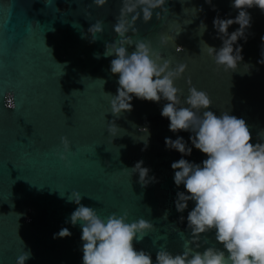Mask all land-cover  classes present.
I'll list each match as a JSON object with an SVG mask.
<instances>
[{"label":"water","instance_id":"95a60500","mask_svg":"<svg viewBox=\"0 0 264 264\" xmlns=\"http://www.w3.org/2000/svg\"><path fill=\"white\" fill-rule=\"evenodd\" d=\"M213 3L216 11L204 0H167L168 11L157 19L155 12L160 10H155L148 24L138 21L139 34L132 39L150 42L172 68L187 65L174 82L182 90V101L190 86L204 90L213 101L211 111L218 116L229 111L244 119L253 142H264V65L257 63L264 13L248 9L252 26L247 43L239 41L243 62L235 71L224 72L207 55L203 41L219 49L222 41L215 38L213 18L218 13L234 18L238 13L231 0ZM120 7V0H108L104 7H95L92 0H0V264H16L27 250L32 258L26 264H82L81 225L70 223L77 207L67 201L72 191L79 192L81 203L102 218L127 213L129 223L140 218L150 221L153 230L134 246L150 253L153 264L161 248L173 255L186 247L193 252L222 248L214 232L189 243L186 217L194 202L189 201L184 213L174 205L177 191L185 189L175 186L171 163L182 157L167 150L164 141L180 136L191 147L193 133L169 131V120L161 116L163 99L155 103L134 97L133 110L119 119L110 112L108 94H116L118 75L110 72L115 57L105 58L103 53L106 44L119 39L113 24ZM97 20L104 22V31L92 42L88 29ZM202 21L207 30L201 35ZM238 27L231 26L229 32ZM176 47L184 51L178 53ZM132 51L134 45L128 47ZM9 92L14 110L5 107ZM112 121L119 128L115 137L107 131ZM144 127L151 133L146 150H142ZM62 136L71 144V151L64 153L67 161L57 154L63 153ZM183 158L199 164L207 157L193 148L191 156ZM140 160L158 182L142 187L138 173L125 170ZM63 227L71 237L53 239Z\"/></svg>","mask_w":264,"mask_h":264},{"label":"clouds","instance_id":"9594fccd","mask_svg":"<svg viewBox=\"0 0 264 264\" xmlns=\"http://www.w3.org/2000/svg\"><path fill=\"white\" fill-rule=\"evenodd\" d=\"M213 11L216 6L213 0H204ZM108 0H92L95 7H104ZM167 0H120L121 7L113 24L114 43L106 44L103 56H114L110 62V72L118 75V88L110 101V112L119 119L125 112L133 110V98L159 103L166 101L161 116L169 120V131L191 132V147L183 137L175 140L165 138V148L181 154L179 160L171 163L174 171V184L177 188L183 185L185 191H177L174 205L178 213L188 209L189 201L194 207L187 212V228L191 240L200 241L202 235L214 232L215 241L222 248L207 247L203 251L193 252L190 247L182 254L173 255L165 248L157 251L155 264H264V142H253L249 125L242 118L222 111L218 116L211 107L213 104L209 94L190 86L187 97L182 101V90L174 82L180 79L187 70L184 63L171 67V61L154 51L150 42L133 41L139 34L136 27L141 21L148 24L155 10L159 19ZM231 7L237 11L234 18H221L219 13L213 18L212 26L217 39L222 41L217 49L203 41L207 55L212 57L217 69L233 72L243 62V40L247 43V31L252 26V16L248 9L258 8L264 13V0H231ZM202 11L203 9H196ZM130 17V19H129ZM238 25L231 33L229 28ZM199 29L201 35L207 30L202 21ZM104 31V22L97 20L90 26L92 42L97 34ZM167 39L162 37L161 43ZM262 51L258 64L264 65V36L261 37ZM134 45V51L128 47ZM176 51H184L176 47ZM99 59L100 54H94ZM248 65V64H245ZM188 83L191 85V81ZM5 107L16 108L11 92L4 96ZM198 113H202L198 115ZM145 134L144 149L148 146L151 133L147 127L141 128ZM140 129V130H141ZM119 130L115 121L108 124L107 131L111 137ZM63 153L57 152L61 160L67 161L64 153L71 151L67 137L60 138ZM193 148L199 150L207 158L201 163L190 162L183 157L191 156ZM138 173V182L142 187L158 182L150 176V169L144 166L143 160L137 161L132 168H125ZM64 194H61L63 198ZM82 196L72 191L67 201L77 207L70 215V223L81 225L82 264H153L152 255L144 250H137L134 241L143 238L153 230L154 225L144 218L127 222V213H112L106 218L98 215L96 209L84 206ZM168 213L165 212V218ZM185 217H180L184 221ZM68 221H66L67 223ZM67 227L53 234V239L71 237ZM196 244V249L200 248ZM32 258L27 250L16 259V264H26Z\"/></svg>","mask_w":264,"mask_h":264}]
</instances>
